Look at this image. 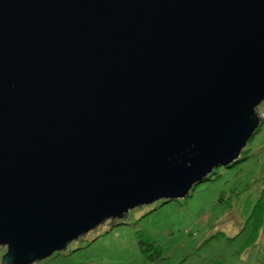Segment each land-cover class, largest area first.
I'll use <instances>...</instances> for the list:
<instances>
[{
  "label": "water",
  "instance_id": "water-1",
  "mask_svg": "<svg viewBox=\"0 0 264 264\" xmlns=\"http://www.w3.org/2000/svg\"><path fill=\"white\" fill-rule=\"evenodd\" d=\"M263 100L264 0H0L1 264L185 198Z\"/></svg>",
  "mask_w": 264,
  "mask_h": 264
},
{
  "label": "rangeland",
  "instance_id": "rangeland-1",
  "mask_svg": "<svg viewBox=\"0 0 264 264\" xmlns=\"http://www.w3.org/2000/svg\"><path fill=\"white\" fill-rule=\"evenodd\" d=\"M257 110L241 158L185 198L135 207L33 264H264V100Z\"/></svg>",
  "mask_w": 264,
  "mask_h": 264
},
{
  "label": "trees",
  "instance_id": "trees-1",
  "mask_svg": "<svg viewBox=\"0 0 264 264\" xmlns=\"http://www.w3.org/2000/svg\"><path fill=\"white\" fill-rule=\"evenodd\" d=\"M241 158V155H240V157H239V159ZM238 159V160H239ZM237 162V161H236ZM235 162H232V163H230V164H228V165H222V166H224V167H228L229 165H232V164H234ZM215 173V171H212L211 173H209L203 180H207L208 179V177L210 176V175H212V174H214ZM164 200V199H163ZM174 200V199H173ZM165 201V200H164ZM166 202V201H165ZM115 223H122V222H115Z\"/></svg>",
  "mask_w": 264,
  "mask_h": 264
}]
</instances>
